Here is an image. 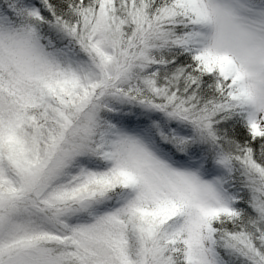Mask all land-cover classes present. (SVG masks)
I'll use <instances>...</instances> for the list:
<instances>
[{"label": "snow or ice", "instance_id": "1", "mask_svg": "<svg viewBox=\"0 0 264 264\" xmlns=\"http://www.w3.org/2000/svg\"><path fill=\"white\" fill-rule=\"evenodd\" d=\"M0 264H264V0H0Z\"/></svg>", "mask_w": 264, "mask_h": 264}]
</instances>
